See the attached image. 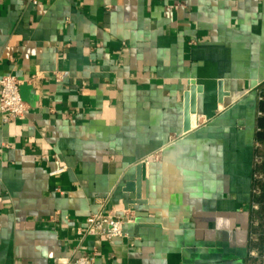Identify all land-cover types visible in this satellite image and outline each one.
Segmentation results:
<instances>
[{"label": "crops", "instance_id": "obj_1", "mask_svg": "<svg viewBox=\"0 0 264 264\" xmlns=\"http://www.w3.org/2000/svg\"><path fill=\"white\" fill-rule=\"evenodd\" d=\"M8 74L0 264H246L264 0H0ZM97 213L127 235L84 238Z\"/></svg>", "mask_w": 264, "mask_h": 264}, {"label": "built area", "instance_id": "obj_2", "mask_svg": "<svg viewBox=\"0 0 264 264\" xmlns=\"http://www.w3.org/2000/svg\"><path fill=\"white\" fill-rule=\"evenodd\" d=\"M20 86V80L13 74L5 75L0 79V112L5 115L6 121H14L27 112L28 105L21 96ZM255 150L246 264H264V142L257 139ZM153 158L155 159L156 155ZM125 221V217L119 215L92 214L86 219L82 236L102 238L107 241L123 238L127 235L124 230ZM66 264H95V257L82 254L69 259Z\"/></svg>", "mask_w": 264, "mask_h": 264}, {"label": "water", "instance_id": "obj_3", "mask_svg": "<svg viewBox=\"0 0 264 264\" xmlns=\"http://www.w3.org/2000/svg\"><path fill=\"white\" fill-rule=\"evenodd\" d=\"M200 89L193 84L190 91L186 94L185 106V132L191 130L192 115L197 113V93Z\"/></svg>", "mask_w": 264, "mask_h": 264}, {"label": "trees", "instance_id": "obj_4", "mask_svg": "<svg viewBox=\"0 0 264 264\" xmlns=\"http://www.w3.org/2000/svg\"><path fill=\"white\" fill-rule=\"evenodd\" d=\"M260 112L261 115L258 120V139L264 142V85L261 87V101H260Z\"/></svg>", "mask_w": 264, "mask_h": 264}]
</instances>
